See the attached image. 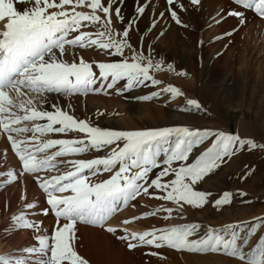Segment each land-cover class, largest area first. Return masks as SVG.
Returning <instances> with one entry per match:
<instances>
[{
  "label": "snow or ice",
  "instance_id": "obj_1",
  "mask_svg": "<svg viewBox=\"0 0 264 264\" xmlns=\"http://www.w3.org/2000/svg\"><path fill=\"white\" fill-rule=\"evenodd\" d=\"M232 2L238 7L224 15L236 18L238 25L225 35L231 36L245 25V10L264 19V0ZM200 3L190 0L193 6ZM166 5L172 21L188 27L177 11L187 10L181 0H166ZM146 7L138 6L137 15L142 16ZM164 15L161 13V18ZM224 15L217 13L219 19L213 18L214 23H221ZM113 16L115 22L124 24L118 0H0V136L7 139L19 161L18 169L0 171V189L31 177L45 196L47 207L36 201L25 203L23 209L56 218L52 233L37 235L33 246L16 255H0V264H90L75 243L79 224L112 234L128 250L167 248L197 255L220 254L237 259L239 264H264V236L252 251H245L255 228L264 226V218H257L251 225L229 224L204 232L196 223L141 232L111 225L120 211L135 208L132 202L145 195L171 202L174 207L162 204L132 220H122V224L161 214L167 221L174 212L183 218L185 205L203 208L212 203L218 210L229 205L232 192L224 191L213 201V194L197 190V185L237 150L264 148L224 131L187 126L112 130L98 126L92 117L77 116L73 97L108 96L109 90L120 96L149 83L157 86L162 81L155 78V73L164 70L181 77L188 75L134 47L130 32L136 21L130 18L125 27L117 29ZM76 49H98L105 56L120 59L88 61L82 55L77 59ZM69 51L71 61L65 59ZM162 95L175 100L184 93L169 84L137 99L151 101ZM61 98L68 103H60ZM186 104L178 110L205 111L196 99H187ZM206 141L210 146L193 158L194 150ZM88 153L103 154L89 157ZM105 173L108 178L94 179ZM10 224L13 229L38 233L42 221L21 210L11 216ZM146 255L159 253L150 251Z\"/></svg>",
  "mask_w": 264,
  "mask_h": 264
},
{
  "label": "bare ground",
  "instance_id": "obj_2",
  "mask_svg": "<svg viewBox=\"0 0 264 264\" xmlns=\"http://www.w3.org/2000/svg\"><path fill=\"white\" fill-rule=\"evenodd\" d=\"M181 2L187 8L186 11H180L177 8L178 14L183 24L188 25V28L186 29L184 27L183 31L181 30L182 28L180 25H177L174 21H172L171 17L168 15L166 0H118L119 7L122 9L124 15V24L122 25L118 22H115V17L113 16L114 27L117 29H122L128 24L130 18L136 21L133 26V30L130 32L131 44L134 47H137L138 50H143L146 55L150 53L154 58L159 56V54H161L163 57L165 56L166 59H164L162 56L160 57H162V59L165 61H171L178 71H181V69L184 67L183 69H185V72H192L193 76L190 80L191 85H193L194 80L200 83L199 81L202 80V72L207 64V76L205 82L201 83L200 85L203 84L205 87L203 89L209 92V96L213 97V104L210 107V112L213 115H217L219 119H222L226 122H244L247 119L253 120L256 117L252 114L253 107L258 105L260 108L262 106L264 108V79H262L259 84H257V86H254L251 89L249 86L251 80L247 74L248 64L253 60V57L257 53L254 52V54L252 52L254 49L251 50L253 46L251 43L253 41L256 42L258 39L255 37V33H257V30H255V25H257V23L255 21H258V17L251 10H245L247 21H252L249 22L251 23V26L244 30L239 27L238 30L234 32L235 34H240L239 32L241 31L244 38L243 46H241L239 65H236L235 60L232 61L230 58H228V60H224L223 58L221 59L219 57L213 56L211 53V51H213L212 48L209 49L208 47H205V45L202 44V41L206 35L211 36L213 33L217 32V30L222 32L233 31V29L238 25V20L226 16L224 13H226L228 10H233L238 6H235L230 0H201V3L195 6L190 4V0H181ZM140 5H147L146 11L142 16H138L136 13V8ZM115 6L116 5L114 4L113 7ZM161 13L165 14L163 18L160 16ZM217 13L224 15L223 21L219 24L214 23L213 20V18L219 19ZM153 22H155V27H152ZM253 22L255 23L252 25ZM209 24L212 25V27L207 26V28H205L206 25ZM262 27L264 29V22H262ZM166 28L168 29L167 31ZM180 33L185 35L182 39L183 42L181 50L172 47L164 48L160 46L161 44H164L163 41L165 42L166 40L173 42L175 37L178 36L177 34ZM162 35H165L166 37H163ZM256 35H258V33ZM161 37L164 39H161ZM214 37H216V35ZM101 53L102 51L97 49L88 51L85 53V55H82L85 57L84 59L88 61H101V59H104V61L118 60L115 58L112 59V57L109 56L103 57L104 54L102 55ZM76 57H78L77 54ZM65 59L68 61L73 59L71 51H69ZM198 76L201 77V79L199 78L198 80ZM164 77L171 79L170 74H166V76L161 75V73L155 74L156 79L159 78L160 80ZM178 80L179 79L177 78L176 81ZM231 81H233L232 85ZM123 83L124 82H121V86ZM180 83L182 82H179V84ZM135 89L136 92L133 94H128L126 91L123 93V97L113 96L112 99L109 100L103 99L99 96L95 97L94 94L93 96L87 97L86 104H82V108L85 111V116H83V118L92 117L98 126L112 130H136L173 126H187L192 128L190 125L191 118H187L186 113L179 111L178 109L173 110V105L169 103L173 102L174 100H171L170 97H167L168 95H162L159 99L154 98L151 103H140L139 101H137L138 103L132 102V100L134 101L140 96L150 95L153 91H159L161 88H156V86H152L149 83L148 87H139ZM193 89L196 90L195 88ZM225 90L230 92L232 91V93H234L232 94L235 96L233 100L227 97ZM199 96L198 100L205 101L203 93H201V95L199 94ZM235 98L236 101H234ZM60 103L66 104L65 99L61 98ZM75 103L73 104L75 105ZM112 106L113 108H116V113L112 114L110 112V107ZM98 112H102L104 114L97 115ZM80 117L82 118V116ZM239 130L240 131L238 134L245 136L241 138L246 139V137H251V135L245 130V128H243L242 125H240ZM7 142L8 141L5 137L0 136V171L16 170L19 167L18 158L15 157L12 152H10ZM102 154L103 153H101V155ZM217 170L218 169H216L211 174L214 175L215 178L221 180L225 175H222L220 171L217 172ZM262 177L264 176L259 174L253 179V181H251L250 185H252L253 182L256 184V181ZM31 184H34V181L31 177L24 178L15 182L11 188L6 190L4 194L0 196V255H16L19 253V250H22L25 247L33 246L35 244V241H33V231L25 234H16L15 231L12 230L10 231L11 234H8L10 228L8 221L12 216L10 214L17 209V205L23 204V201L27 199L28 201L33 202V200H30L33 197L35 198L34 202L39 201V205L41 207L46 206L42 191L40 189V191L38 189L36 190L35 187L34 190H32L31 195H29L30 197L27 196L25 200L22 199L21 196H25V192H27L28 189H31L29 188ZM26 195H28V193H26ZM132 211L134 213H139L136 210L134 211V208H132ZM127 212L128 213L124 212L125 214L123 213L119 217L115 216L110 222L111 225L120 226L122 228L127 227L131 230L145 228V223L143 222H139L138 224L132 223V225L128 224L130 226L122 224L121 221L128 218V215H130L131 211ZM33 214L36 215L34 216L36 221H42L40 232L45 235L50 234L54 227L55 216H51L52 214L43 216L37 212ZM182 223L183 222L181 221H176V224L180 225ZM92 231L95 232L96 235L95 237H91V239H96V241H89L94 244L93 246L95 247V251L100 256H106L104 264H128V262L124 260L125 258L123 255V250L125 249V246L122 244L123 242H118L112 235L107 234V232L105 233L102 230H100V232L92 229ZM126 256L128 258L129 255L127 254Z\"/></svg>",
  "mask_w": 264,
  "mask_h": 264
},
{
  "label": "rangeland",
  "instance_id": "obj_3",
  "mask_svg": "<svg viewBox=\"0 0 264 264\" xmlns=\"http://www.w3.org/2000/svg\"><path fill=\"white\" fill-rule=\"evenodd\" d=\"M232 2V0H230ZM233 3V2H232ZM233 18V17H231ZM236 20V18H233ZM261 21V22H260ZM252 21H246L245 25L240 26L242 30L248 28L251 26ZM257 25H255V30H257V33H255V37L258 38L255 41L251 43L252 52L256 53V55L253 57V60L248 64V69H247V74L249 79L251 80V83L249 84L250 88L252 89L254 86H257L259 82L264 79V29L262 27V22H264V19H261L258 17V21H255ZM253 22L252 25L255 23ZM213 24V23H211ZM212 27V25H206L205 28ZM181 30H184V26H181ZM214 27V26H213ZM244 27V28H243ZM186 29L188 27H185ZM203 29V28H202ZM168 29L166 28V31ZM229 32V31H228ZM228 32H222L220 30H217V32L213 33L211 36L204 35L205 37L203 38L202 44L205 45V47H208L209 49L212 48L213 51H211L212 55L215 57L223 58L224 60H228V58L232 59V61L235 60L236 65H239V57L241 54V46H243V35L241 31L239 32L240 34H233L231 36L225 35V33ZM232 32V31H230ZM217 33V34H216ZM178 36L175 37L173 42H170L166 40L165 42L163 41L164 44H161L160 46L167 48V47H172V48H177L178 50H181L182 42H183V33L177 34ZM216 35V37H214ZM163 37H166L165 35H162ZM213 36V37H212ZM261 36V37H260ZM161 37V39H164ZM179 37V39H178ZM211 37V38H210ZM219 37V38H217ZM209 38V39H208ZM260 38V39H259ZM167 39V38H166ZM202 39V37H201ZM208 39V40H207ZM207 40V41H205ZM180 41V42H179ZM170 43V44H167ZM180 43V44H179ZM259 43V44H258ZM168 46H166V45ZM255 44V45H254ZM213 46V47H212ZM259 46V47H257ZM151 47V43H150ZM220 47V48H219ZM258 49H257V48ZM261 48V49H260ZM219 49V50H218ZM92 50H97V49H76V54L78 55L77 59L83 54L87 53L88 51ZM81 51V52H80ZM85 52V53H84ZM219 53V56H218ZM254 53V54H255ZM102 55L104 54L103 51L101 53ZM82 55V56H83ZM105 55H103L104 57ZM161 54L159 56L155 57L156 60L162 59ZM112 59H120L119 57L111 56ZM85 58V57H84ZM164 59L165 56L163 57ZM107 59V58H106ZM163 59V60H164ZM86 60V59H85ZM249 60V59H248ZM90 61V60H89ZM91 61H96V60H91ZM101 61H104V59H101ZM165 61V60H164ZM166 64H172L174 68L176 69L175 65L171 61H165ZM205 66V65H204ZM207 66V64H206ZM206 66L204 67L203 74H202V80H200L198 83L197 81L194 80L193 85L190 84V80L193 76L192 72H185V69H181L182 72H185L188 74V76H183L185 78H182L181 76H177L174 72H166V70L155 73V74H160L165 75L170 74V78H161L160 80L162 83L160 85H157L156 88H164L167 85L171 84L173 86H176L181 89V91L184 93V96L182 97H177L173 102L169 103L173 105L175 109H180V108H185L187 107L186 101L187 99H196L198 100L199 94L201 93L204 94L205 101L198 100L203 106L205 111H200V112H187L183 111L186 113L187 118H191L190 120V125L193 129H208V130H213V131H224L226 133H230L232 135H239L240 137H245L242 136L239 133V128L240 125L245 128V130L251 135V137H246V139H251L257 144L264 145V108L263 106L260 108V106L256 105L253 107L252 114L255 115L256 117L253 120L247 119L244 122H238V121H231V122H226L223 121L222 119H219L217 115H213L210 112V107L213 104V97L209 96V92L204 90L203 88L204 85H200L201 83L205 82L206 76H207V68ZM176 71H178L176 69ZM174 74V75H173ZM206 74V75H205ZM173 75V76H172ZM176 75V76H175ZM176 78H175V77ZM179 79L176 81V79ZM190 78V79H188ZM201 77H197L199 80ZM159 79V78H158ZM183 79V80H182ZM175 81V82H173ZM171 82V83H170ZM177 82V84H176ZM179 82H182L179 84ZM185 82V83H184ZM231 81V85H232ZM182 84V85H181ZM188 85V86H187ZM197 85V86H196ZM229 85V86H231ZM203 86V87H202ZM196 90H194L193 88ZM199 89V90H198ZM138 90V89H137ZM202 91V92H201ZM226 91V90H225ZM111 95L105 96L103 94H94L95 97L99 96L102 97L103 99H112L113 96L115 97H123L122 95L117 96L114 93V90H109ZM136 89L128 90L127 93H135ZM227 93V94H226ZM225 94L227 95L228 98L233 100L235 97L234 93L232 91H226ZM213 95V93H212ZM93 96V94H89L87 97ZM199 96V97H198ZM209 96V97H208ZM87 97H80L76 96L71 99V103H75L76 106V115L79 117L85 116L84 114V109L82 108V104H86L87 102ZM169 97V96H167ZM219 97V95H218ZM207 98V99H206ZM209 98V99H208ZM220 100V99H219ZM73 101V102H72ZM151 103V101H142V100H137L135 99L134 101L132 100L133 103ZM236 101V98L235 100ZM66 103H68L67 100H65ZM81 102V103H79ZM85 102V103H84ZM156 103V101H155ZM205 103V105H204ZM80 104V105H79ZM78 108V109H77ZM81 108V109H80ZM256 108V109H255ZM111 113H116V108L110 107ZM81 118V117H80ZM189 120V119H188ZM138 130V129H136ZM245 139V138H243ZM8 143V148L10 152H12L11 147L9 142ZM210 146V141H206L205 144L199 146L197 149L194 150L193 158L197 155L200 154L201 151L205 150L207 147ZM204 147V148H201ZM13 153V152H12ZM14 155V153H13ZM94 155H101L99 154H93V153H88L87 156L93 157ZM226 163H223L217 170V172L220 171L222 175H225L221 180L217 179L214 177V175L209 174L206 176L199 184L197 185V190L201 191H206V192H211L213 195L210 198L211 200H215L219 198L220 195L224 191H229L234 194L233 200L229 205L223 206L219 210L213 206L212 203H209L205 205L203 208H193L192 206L185 205V208L183 210L181 218L179 215H177L175 212L173 213V217L167 221L163 220V215L161 214L160 217H149L146 219H142L139 221H133L132 223L138 224L139 222L145 223L144 226L145 228L143 229H138V230H127L129 232H141V231H146L150 230L153 227H168V226H173V225H179L176 224V221H181L183 222L182 224L186 223H196L201 226V232L206 231L208 228H213V229H223L229 224H240V223H245V224H253L256 222L257 218H264V177L256 181V184L253 182L252 185L251 181L258 176L259 174L264 176V148H257L253 150H248L247 147L244 150H237L236 154L232 156L231 158H225ZM159 169L154 170V172H158ZM43 173H41L42 175ZM108 178V174H102L98 178L94 179H106ZM0 182H2V178H0ZM259 184H258V183ZM14 183L7 185L3 189H0V196L4 194L6 190L11 188ZM256 186H255V185ZM250 185V186H249ZM255 187H254V186ZM34 187L36 190L38 186L34 182V184L30 185L27 192H25V196L30 197L32 190H34ZM251 189H250V188ZM253 189V191H252ZM256 190V191H254ZM40 191V190H39ZM149 192L152 193L154 192L153 189H149ZM246 193L247 195L241 196L240 193ZM28 193V195H26ZM156 195H159L160 193L156 192ZM23 197V196H21ZM44 201H45V196L43 195ZM25 200V199H24ZM30 200L35 201V198H31ZM27 202H30L27 200L23 201V204L17 205V209L12 212L10 215L17 214L19 211L24 210L23 205ZM133 204L136 205L134 208V211L136 210L139 213H134L132 211L133 207L125 208L122 211H120L116 216L122 215L124 212L128 213L127 211H131L130 215H128V220H132L133 216L140 215L141 213L147 212V211H152L156 207H159L160 205H164L166 207H174V205L171 202H166V201H160L156 200L154 198H151L147 195L142 196L138 198L136 201L132 202ZM46 205V204H45ZM20 206V207H19ZM47 207V205L45 206ZM21 208V209H20ZM27 212L30 218L34 219V216H36L33 213H39L36 210H24ZM32 213V214H31ZM124 213V214H125ZM132 214V215H131ZM42 215V214H40ZM51 215V214H49ZM44 216V215H43ZM48 216V215H47ZM51 216H54L53 214ZM130 217V218H129ZM178 218V220H177ZM54 225L56 223V218L54 217ZM130 223V225H132ZM8 224L10 226L9 228V233L11 234L10 231H15L16 234H25L29 233L32 230L28 229H13L10 224V220L8 221ZM126 225V226H130ZM114 226V225H112ZM117 227L118 229H124V227L120 226H114ZM83 228V229H82ZM91 228V229H90ZM92 229L100 231L102 229L90 226V225H84V224H79L78 225V231H77V240L75 241L76 246L78 248V251L81 256L89 260L90 264H104L105 263V255H99L95 251V247L93 246L94 244L91 243L89 240L96 241V239H91V237H95V232L92 231ZM54 230V227L52 231ZM104 231V230H102ZM101 232V231H100ZM106 233V231H104ZM52 233V232H51ZM43 234L41 232H34V237L33 241L36 243V236ZM110 234V233H107ZM112 235V234H110ZM113 236V235H112ZM264 236V226H259L256 227L254 230V234L250 236L249 238V243L248 245L245 246V251H252L259 243V237ZM87 237V239H86ZM114 237V236H113ZM99 238V237H98ZM115 238V237H114ZM115 240H117L115 238ZM118 242H121L120 240H117ZM125 246V249L123 250V255H124V260L128 262V264H239L238 260L235 258H228L220 254H207V255H197V254H189L186 252H181V251H176L172 249H155V248H149V247H139L134 250H128L125 243H122ZM157 252L159 253L158 256H149L146 255L148 252ZM129 255L128 258L126 255ZM163 257V258H161Z\"/></svg>",
  "mask_w": 264,
  "mask_h": 264
}]
</instances>
